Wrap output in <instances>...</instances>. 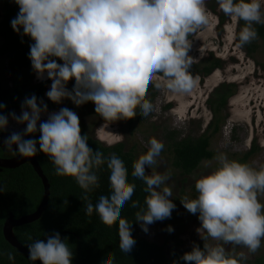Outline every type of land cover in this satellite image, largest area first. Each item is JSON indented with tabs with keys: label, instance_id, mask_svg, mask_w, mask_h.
I'll return each mask as SVG.
<instances>
[{
	"label": "clouds",
	"instance_id": "obj_1",
	"mask_svg": "<svg viewBox=\"0 0 264 264\" xmlns=\"http://www.w3.org/2000/svg\"><path fill=\"white\" fill-rule=\"evenodd\" d=\"M216 2L233 22L229 32L238 40V47L257 38L254 25H264V0ZM14 3L19 10L10 26L17 33L22 29L21 34L34 41L28 56L37 78L42 79L46 73L52 81L45 93L48 99L60 103L68 98L77 106L91 101L95 113L108 120L131 118L137 106L142 115L148 116L153 104L145 94L148 86L161 77L172 93L183 95L191 91L194 80L189 69L195 58L189 55L192 46L189 37L196 38L198 32L216 19L207 12L205 0H14ZM69 79L75 81L71 91L65 86ZM4 108L0 103V109ZM46 111L47 105L41 100L38 106L35 95L26 97L19 116L8 114L17 123L26 122V127L23 133L13 132L4 140V150L21 157H33L38 151L46 154L54 173L73 177L83 190L84 199L99 186L93 169L106 163L111 191L99 196L95 205L89 202L86 210L91 214L95 208L104 224L117 223L118 246L121 252L128 253L135 245L131 234L133 221L147 232L148 225L170 218L175 208L172 189L165 186L170 174L146 172V168L150 170L157 164L163 143L151 138L147 150L132 165L131 175L143 180L147 195L143 206L132 200L131 207L138 210L134 219L128 221L121 216V208L131 200L135 184L126 180L123 160L115 153L106 158L90 148L87 135L81 134L79 117L68 108L49 114L37 129L41 113ZM7 123L8 117L0 115V131L6 129ZM37 130L38 139H23ZM108 143L111 145L113 141ZM213 159L215 166L209 165L210 170L195 179V198L181 202L188 212L197 215L200 236L206 233L221 243L203 248L193 244L181 259L189 264H240L246 259L244 253L239 258H229L224 245H240L250 253L261 247L264 204L257 195L264 193V164L252 167L230 160L223 152ZM166 230L173 231L170 225ZM45 235V240L35 239L27 245L28 259L39 260L41 264H71L73 252L67 238L62 240L58 232ZM8 259H13L11 253ZM100 264H114L113 254L103 255Z\"/></svg>",
	"mask_w": 264,
	"mask_h": 264
},
{
	"label": "rangeland",
	"instance_id": "obj_2",
	"mask_svg": "<svg viewBox=\"0 0 264 264\" xmlns=\"http://www.w3.org/2000/svg\"><path fill=\"white\" fill-rule=\"evenodd\" d=\"M5 3L14 7L15 17L19 9L14 0H0V19ZM205 7L216 19L206 29L198 32L196 38L189 37L192 39L189 55L195 58L193 64H200L212 56L220 60V65L203 77L201 74H194L192 76L194 87L183 95L169 91L166 87L167 81L162 77L154 81L148 86L145 94V98L153 104V110L148 116L143 115V119L133 125L129 124V118L108 120L102 117L95 113V105L91 101L79 106L68 98H63L60 103L52 102L45 95L50 90L52 82L50 79L46 77L43 81L44 78H37L32 66L15 76L10 68L8 56L0 53V80L3 85L11 87L14 79H17L23 89L34 84H43L45 87V92L37 100V104L40 106L42 100L47 105V111L41 113L37 129L41 122L47 120L49 114L58 112L61 108H68L79 117L83 133L96 138L104 145H109V141H113L112 144L121 142L125 150H131L136 159L147 150L151 138L163 143L164 148L157 164L150 170L146 168V172L170 174L165 186L172 189L171 199L175 208L170 218L148 225L147 232L143 231L138 223L133 229V235L162 246L167 256L200 241L209 246L221 243L207 237L206 233L200 236L197 232L200 227L197 215L188 212L181 202L185 198H191L195 179L201 173L209 171V165L215 166L214 157L202 160L196 169L184 174L172 165L170 145L175 139L198 137L205 131L212 117L207 99L222 83L233 92L228 97L225 107L218 113L219 129L211 135L210 149L214 156L223 152L230 160L247 163L252 167L264 164V38L238 47V40L233 39L229 32L233 23L231 18L226 16L223 22L220 21L219 14L222 12L216 0H205ZM236 31H239V26ZM1 42L0 37V47ZM32 43L34 41L31 39ZM50 59L63 63L57 57ZM74 83V79H69L65 86L71 91ZM23 101L21 100V105ZM9 113L19 116L21 108L5 111L3 115L8 117V123L4 131L23 133L26 122L17 123L8 115ZM37 134H40L39 130L23 138ZM247 151L250 152L245 155ZM257 199L264 204V193H259ZM169 225L173 229L172 232L166 230ZM224 247L229 258H239L240 253H244L246 259L240 264H253L255 260H264V240L255 253H250L247 248L240 245L228 244Z\"/></svg>",
	"mask_w": 264,
	"mask_h": 264
},
{
	"label": "trees",
	"instance_id": "obj_3",
	"mask_svg": "<svg viewBox=\"0 0 264 264\" xmlns=\"http://www.w3.org/2000/svg\"><path fill=\"white\" fill-rule=\"evenodd\" d=\"M219 16L220 21L223 22L226 15L222 12ZM13 18H15L14 7L5 3L0 19V37L2 40L0 53L8 56L10 68L13 74L18 76L22 70L31 67L28 56L31 39L28 35H22V30L21 33L13 31L10 26V21ZM243 23L241 21L240 25ZM254 27L257 31L256 39L264 38V25H254ZM219 65L220 60L211 56L204 59L200 64H193V67L189 69V74L193 76L197 73L203 77ZM44 92L43 84H34L23 89L17 79H14L11 87L3 85L0 80V103L5 105L4 109H0V115L9 109L21 108V100L26 97L30 98L35 95L39 100ZM232 92L224 83L217 87L213 95L207 99L212 117L205 131L198 137L187 136L175 139L171 143L172 165L181 170L182 173L188 174L196 169L202 160L214 157V152L210 149L211 135L219 129L218 113L225 107ZM142 119L143 115L137 106L136 114L129 118V124L133 125ZM81 134L85 133L81 131ZM39 135H30L23 139H38ZM87 137V144L93 150L100 151L106 158L115 153L123 160L126 180L134 183L135 189L131 200L121 208V216L132 221L135 212L138 210L131 207L132 200L138 201L143 206L147 195L143 180L131 175L132 165L136 160L134 154L131 150H125L124 144L121 142L104 145L96 138L89 135ZM249 152L247 151L245 155ZM1 153L0 148V156ZM35 158L48 179L49 198L46 209L38 219L13 227L17 240L26 248L32 240H45V234L51 235L58 232L62 240L67 238L66 243L73 252L71 264H100L101 257L109 253L114 256V264H189V262L183 261L181 257L183 253L191 251L193 245L174 251L170 256H167L162 246L133 235V229L138 224L135 221L132 222L131 227L135 245L128 253L121 252L118 246L117 223L115 221L111 225L102 223L95 208L91 214L87 212L89 202L95 205L99 196L108 195L111 191L108 179L109 170L106 163L93 169L98 177L99 186L94 187L87 194L88 199H84L83 190L73 177L57 176L54 173V166L46 154L38 151ZM0 186L4 189L0 191V264H34L4 238L2 226L10 214L14 218H19L37 208L43 195L41 179L32 165L25 162L14 168H3L0 171ZM196 194L193 186V193L189 199L195 198ZM194 244L201 248L205 245L203 241ZM9 253L13 257L12 260L8 259ZM253 264H264V260H255Z\"/></svg>",
	"mask_w": 264,
	"mask_h": 264
},
{
	"label": "water",
	"instance_id": "obj_4",
	"mask_svg": "<svg viewBox=\"0 0 264 264\" xmlns=\"http://www.w3.org/2000/svg\"><path fill=\"white\" fill-rule=\"evenodd\" d=\"M11 134V132L8 131H2L0 132V148H4V140ZM12 148L15 149L16 145L13 144ZM28 162L32 165L34 171L37 173V175L40 177L42 185H43V195L40 203L38 204L37 208L31 212L27 213L25 215H22L19 218H14L12 214L9 215V217L4 221L2 226V232L4 238L13 246L15 247L22 255H24L28 259V249L22 245L16 238L13 227L17 225H21L24 223H28L31 221H34L38 219L42 212L46 209L48 204V198H49V183L47 177L44 175L37 159L35 156L33 157H21L19 155H15L12 157H0V171L3 168H14L19 166L22 163ZM29 260V259H28ZM34 264H41L39 260L33 262Z\"/></svg>",
	"mask_w": 264,
	"mask_h": 264
},
{
	"label": "flooded vegetation",
	"instance_id": "obj_5",
	"mask_svg": "<svg viewBox=\"0 0 264 264\" xmlns=\"http://www.w3.org/2000/svg\"><path fill=\"white\" fill-rule=\"evenodd\" d=\"M1 152L2 153H1V156L0 157H12L13 156L12 153L5 151L4 148H1Z\"/></svg>",
	"mask_w": 264,
	"mask_h": 264
},
{
	"label": "bare ground",
	"instance_id": "obj_6",
	"mask_svg": "<svg viewBox=\"0 0 264 264\" xmlns=\"http://www.w3.org/2000/svg\"><path fill=\"white\" fill-rule=\"evenodd\" d=\"M46 77H47V74L45 73V74H44V77H43V78H44V80L46 79Z\"/></svg>",
	"mask_w": 264,
	"mask_h": 264
}]
</instances>
